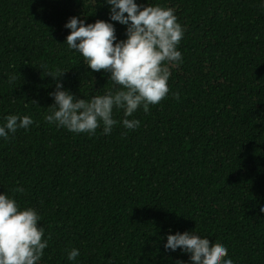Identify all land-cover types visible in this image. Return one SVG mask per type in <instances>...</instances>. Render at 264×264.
Here are the masks:
<instances>
[{"label": "trees", "instance_id": "1", "mask_svg": "<svg viewBox=\"0 0 264 264\" xmlns=\"http://www.w3.org/2000/svg\"><path fill=\"white\" fill-rule=\"evenodd\" d=\"M136 2L175 9L183 62L170 70L167 96L129 117L138 128L88 135L44 120L55 85L45 75L67 71L59 79L77 99L113 88L63 44L69 17L107 21V6L0 0V124L12 114L33 120L0 139V192L41 216L37 227L50 239L39 264H188L163 243L192 230L226 246L234 264H264V6ZM112 23L124 39V26ZM73 247L80 255L68 261Z\"/></svg>", "mask_w": 264, "mask_h": 264}, {"label": "clouds", "instance_id": "2", "mask_svg": "<svg viewBox=\"0 0 264 264\" xmlns=\"http://www.w3.org/2000/svg\"><path fill=\"white\" fill-rule=\"evenodd\" d=\"M92 2L95 5L96 0ZM103 3L108 9L107 21L86 24L78 16L69 17L63 25L68 30L63 44L81 56L82 63L92 72L107 73V81L113 88L77 99L59 79L67 71L56 69L55 75H45L55 85L48 93L53 103L47 107L44 120L74 134L94 135L101 128L103 135H109L118 124L125 130H135L140 121L129 117L137 110L147 114L150 105L167 96L170 70L183 62L178 45L185 29L173 7L160 3L145 6L136 0H103ZM261 5L264 6V0ZM112 22L124 26V39H117ZM14 81L15 76L8 78L9 83ZM114 109L122 111L119 121L113 118ZM32 124L29 115H7L0 124V139L7 140L10 134L18 129L26 131ZM13 191L24 190L17 187ZM259 211L264 214V205ZM40 219L35 208H21L14 197L0 192V264H39L50 239L45 237L44 227H37ZM163 249L165 253L179 249L187 255L188 264H234L226 246L210 245L207 237L193 230L166 234ZM79 255L75 247L66 250L68 261ZM175 264L185 262L177 260Z\"/></svg>", "mask_w": 264, "mask_h": 264}]
</instances>
